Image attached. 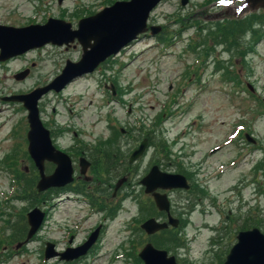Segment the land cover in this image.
<instances>
[{
	"label": "rangeland",
	"instance_id": "obj_1",
	"mask_svg": "<svg viewBox=\"0 0 264 264\" xmlns=\"http://www.w3.org/2000/svg\"><path fill=\"white\" fill-rule=\"evenodd\" d=\"M116 1L122 0H0V24L22 27L53 17L76 28L78 20ZM241 17L259 21L261 26L255 23L253 29L261 32L242 33L244 26L234 33L243 34L247 52L236 50L232 58L213 37L227 34ZM263 21L264 10H250L241 0H188L184 6L180 0H164L147 21L148 27H162L158 35H140L93 73L58 93L43 94L39 117L55 147L75 157L80 150L90 157L102 155L81 175L77 167L76 187L71 183L67 192L63 187L39 193L44 201L30 196L38 175L27 151V112L3 97L48 84L66 60L78 61L82 50L77 42L68 48L46 45L0 62V264H142L134 255L147 240L140 225L149 218L165 220L139 183L152 165L184 175L192 187L188 193H169L179 227L153 237L152 244L175 256L178 264H223L244 223H264ZM24 69L28 74L15 79ZM144 138L147 152L122 187L128 199H117L116 211L99 213L115 183L105 168L116 162L108 164L104 152L120 146L127 159ZM54 169L45 163V174ZM193 188L196 195L191 196ZM67 193L86 195L95 204L70 201ZM34 207L45 213L42 225L16 250V242L7 241L27 226L26 214ZM100 223L106 231L85 260L60 256ZM46 243L54 245L56 256L44 258Z\"/></svg>",
	"mask_w": 264,
	"mask_h": 264
},
{
	"label": "water",
	"instance_id": "obj_2",
	"mask_svg": "<svg viewBox=\"0 0 264 264\" xmlns=\"http://www.w3.org/2000/svg\"><path fill=\"white\" fill-rule=\"evenodd\" d=\"M162 0H129L115 2L112 6L104 8L101 12L78 21L77 28L72 29L69 22L60 19L49 18L46 23L33 24L25 27H13L0 25V61L22 55L29 50L43 47L46 44L56 46H70L77 40L81 46L82 54L78 61L67 60L61 73L49 84L37 88L29 94L8 97L5 100L22 102L27 111V151L39 171V180L36 185L38 192H43L52 187H63L72 182L73 169L70 158L53 146L49 131L43 126L38 110V100L49 91L59 92L76 77L92 73L102 62L110 56L116 55L124 46L148 30L147 19L152 9ZM188 0H182L185 5ZM251 3V9L264 8V0H245ZM118 10L131 11V14L122 13L120 17L112 21L110 18ZM108 20L106 25L102 21ZM104 26V27H103ZM151 34L159 32V27H150ZM28 71L15 75L16 79H22ZM113 91V89H112ZM249 139V137L247 136ZM146 141H143L135 150L130 163L141 156L145 150ZM52 162L56 165L50 175H45L44 162ZM84 159L80 160L81 173L85 170ZM125 179L120 180L115 190ZM141 185L145 187V193L152 195L154 203L159 211H165L169 215V224L176 226L169 214V201L167 195L157 190H172L178 188L187 189L188 185L183 176L161 172L157 166H153L144 176ZM44 212L34 208L26 215L29 230L25 243L31 239L40 228ZM167 223H159L155 219L145 221L141 228L147 234H153L167 228ZM98 230L83 246L67 249L60 256L66 260H72L86 253L94 243ZM22 244H18L19 248ZM53 244L47 243L44 256L46 259L56 256ZM143 264H177L174 256H168L167 251L156 249L151 243L146 244L138 254ZM224 264H264V234L258 228L240 231L236 236V243L231 247Z\"/></svg>",
	"mask_w": 264,
	"mask_h": 264
},
{
	"label": "flooded vegetation",
	"instance_id": "obj_3",
	"mask_svg": "<svg viewBox=\"0 0 264 264\" xmlns=\"http://www.w3.org/2000/svg\"><path fill=\"white\" fill-rule=\"evenodd\" d=\"M181 1V0H180ZM105 87H107V85L105 86ZM113 142H114V140H111L110 141V144H112L113 145ZM147 144H148V140H147ZM112 145H111V147H112ZM139 146V145H138ZM137 146V147H138ZM110 147V146H109ZM136 147V148H137ZM135 148V149H136ZM115 149V150H114ZM134 149V150H135ZM133 150V151H134ZM115 151H117V154H115L114 152ZM132 151V152H133ZM132 152L130 153V155L128 156V158L127 159H125V154H124V152L122 151V148L120 147V146H117V147H112V148H109V150H106L105 152H104V156H103V159L104 160H107L109 157H110V155H111V159H113V160H111V162L113 161H115L116 162V164H115V166H113V167H111V168H105L106 170V173H107V175L109 176V181H111L112 180V178H114L115 179V183H114V186H112V193H111V196H110V199H104V202H103V205L102 206H100L99 207V213H101V212H111L113 209L115 210L120 204H118L117 203V199L119 200L118 202H125L126 201V199H128V197H129V195H127V193H122L121 191H122V187L123 186H125L126 184H128V180L130 179V177L133 175V173L132 172H134L133 170H132V166L134 165V164H136L139 160H140V157L142 158V156H139L135 161H134V163H130V157H131V155H132ZM145 154H146V151H145ZM145 154L143 155V156H145ZM70 158H71V161H72V165H73V170H74V174L76 173V171H77V167L79 168L78 169V173H79V175H81V174H83V173H81V167H79V165H80V160L83 158V159H85V161L87 162L86 164H85V170H84V172L86 171V170H89V169H91V168H94V166H96L98 163H97V158H102L101 156V154H99L98 155V157L97 158H95V156H88L87 154H86V151H79V155H78V157H75L74 155H70V154H67ZM76 158H77V162H76ZM153 166V165H152ZM151 166V167H152ZM158 166V165H157ZM150 170V169H149ZM79 175H77L78 177H77V179L75 180V182H73L72 184V188H74V187H76L78 184H79ZM144 177V176H143ZM142 177V178H143ZM75 178V177H74ZM122 179H125L122 183H121V185L118 187V189L117 190H115V187H116V185H117V183L120 181V180H122ZM188 180V179H187ZM84 181H86V178H84ZM140 181H141V179H140ZM140 181H139V183H140ZM189 182V181H188ZM108 187H111V185H110V183H107L106 184ZM140 185H141V183H140ZM189 185H190V190H192V187H191V184L189 183ZM67 186H69V185H67ZM65 192H67V191H69L68 189H67V187L66 188H64L63 189ZM189 190V191H190ZM174 191H181V190H173V191H169V192H166L168 195H169V193H171V192H174ZM143 192H144V188H143ZM159 192V191H158ZM184 192V191H183ZM160 193H162V192H160ZM185 193H188V192H185ZM191 193V196H192V194H194V195H196V188H193V192L191 191L190 192ZM144 194H145V192H144ZM69 195H71V194H68L67 193V196H68V198L70 199V201H77V202H82V203H84V204H86L87 202L89 203V206L91 207L93 204H95V203H93L92 201H88V200H86V198H87V196L86 195H81V196H69ZM146 195H148V196H150L151 197V194H146ZM152 198V197H151ZM116 201V203H115V201ZM91 209V208H90ZM92 210L94 211V213L96 212L95 210H94V208L92 207ZM116 211V210H115ZM158 213H160L159 211H157ZM161 215H164L165 216V218H166V214H164V213H160ZM105 218V217H104ZM157 219V218H156ZM106 223V222H105ZM105 223H100V224H98V226H100V227H97V229L96 230H98L99 231V229H100V233H97V235H96V237L95 238H97V239H95L94 238V240H96V243H95V245L91 248V250L92 249H94L95 248V246H96V244L99 242V240H101V237H102V235L104 234V232L106 231V229H104L105 228ZM179 223H180V220H179ZM179 227V224H178V226L176 227V228H178ZM95 229V228H94ZM95 230V231H96ZM94 231V232H95ZM102 231V232H101ZM94 232H92V231H90V233H89V235L84 239V240H82L78 245H76V247L77 246H79V245H81V244H83L85 241H87V238H89V236L91 235V234H93ZM160 234H161V232H158V233H155V234H153V235H148L147 236V234H146V237H147V241H149L150 239H152L153 237H158V236H160ZM70 236V235H69ZM68 236V237H69ZM152 236V237H151ZM162 237V236H161ZM71 242V239H69V241L67 242L68 244ZM66 249L67 248H69L68 246H66L65 247ZM91 250L88 252V254L91 252ZM136 253L135 254H137L138 253V251H135ZM124 253V252H123ZM82 259V258H81ZM73 263H75V262H73Z\"/></svg>",
	"mask_w": 264,
	"mask_h": 264
},
{
	"label": "trees",
	"instance_id": "obj_4",
	"mask_svg": "<svg viewBox=\"0 0 264 264\" xmlns=\"http://www.w3.org/2000/svg\"><path fill=\"white\" fill-rule=\"evenodd\" d=\"M255 23L256 22L253 21L250 17H244L243 19L236 21L234 23V27H236V30H234V27H233L232 29H229L227 34L218 33L213 38L217 41V44L222 43V46L226 45V47H225L227 49L226 52H228L230 54V56L233 58L232 53H234L237 56V53L241 54V50H243L242 54L247 52L246 51L247 46H243V44L241 42V38H242L243 34L238 33L237 35H234V33L238 32L239 29H241L243 31L244 26H246V28L242 33H246V34L250 33V31L254 28L253 24H255ZM262 24H264V21ZM258 25L261 26L259 21H257L255 26L258 27ZM258 32H261L260 29L259 30L253 29V33H258ZM236 50H238L237 53H236ZM228 72H231V71H228ZM111 160H113V159H111V155H110V157L107 159V163L111 164L112 163ZM35 176H37V175H35ZM30 196L32 198L35 196H39V197H41V200H43V201L46 200L45 195L39 194L35 190H33V184L30 185ZM23 198H27V197L24 196ZM249 223H252V222L248 221V222L244 223L243 228L245 227V224H246V226H248ZM263 225H264V223L257 225L256 222H253L249 227L250 228L251 227H257V228L261 229L263 227ZM249 227L244 228V229H249ZM26 231H27V227H24L22 230H19V233L13 232L11 235V239L9 241H7V244H10V242L13 243V242H18V241L23 240L25 237ZM164 233H165V235H168L167 232H164ZM170 240H172L173 243L174 242L176 243V241H178L179 239L176 237H172V238L168 237L167 241H170Z\"/></svg>",
	"mask_w": 264,
	"mask_h": 264
},
{
	"label": "bare ground",
	"instance_id": "obj_5",
	"mask_svg": "<svg viewBox=\"0 0 264 264\" xmlns=\"http://www.w3.org/2000/svg\"><path fill=\"white\" fill-rule=\"evenodd\" d=\"M122 13L131 14V11H124V10H118L115 12V14L110 18L112 21L116 20L118 17L121 16ZM108 20L102 21V25H106ZM104 27V26H103Z\"/></svg>",
	"mask_w": 264,
	"mask_h": 264
}]
</instances>
